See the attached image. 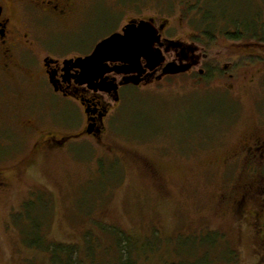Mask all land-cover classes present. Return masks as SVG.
I'll return each instance as SVG.
<instances>
[{
	"label": "rangeland",
	"instance_id": "1",
	"mask_svg": "<svg viewBox=\"0 0 264 264\" xmlns=\"http://www.w3.org/2000/svg\"><path fill=\"white\" fill-rule=\"evenodd\" d=\"M184 1L86 0L80 27L38 39L28 61L41 70L46 56L88 54L129 21L146 20L185 47L187 60L165 47V65L191 69L174 77L159 70L157 80L125 86L119 104L106 97L112 109L100 139L73 138L46 155L21 153L24 134L9 116L7 149L0 150V264H51L48 253L28 245L29 236L84 249L87 232L97 238L101 260L113 243L102 225L155 243L137 264L204 258L200 243L210 236L216 244L204 248L209 264H264L254 215L264 204V40L194 41ZM217 1L233 18L264 25V0ZM37 96L57 136L84 123L76 101L53 91Z\"/></svg>",
	"mask_w": 264,
	"mask_h": 264
},
{
	"label": "flooded vegetation",
	"instance_id": "2",
	"mask_svg": "<svg viewBox=\"0 0 264 264\" xmlns=\"http://www.w3.org/2000/svg\"><path fill=\"white\" fill-rule=\"evenodd\" d=\"M85 1L0 0L1 151L4 149L3 152H5L7 149L9 116L11 118L16 117L18 127L24 134L22 143L25 144L26 151L21 153L28 157L38 154L40 156L46 155L56 149L63 148L73 138L88 137L96 140L103 135L106 129L105 122L112 109L111 103L106 97L112 98L113 96L112 99L115 103H120L121 91L125 86H128L121 85L124 76H119L116 73L106 76L110 81L115 80L119 84V96L117 98L115 93L108 94L98 89L100 82L94 83L93 88H90L89 85H81L79 83L81 71L73 64L68 63V61L78 58H86L94 50L88 54L70 58L55 59L52 56H46L42 60L41 70H37L28 61V55L34 53L38 39L44 37L46 32L56 29L75 30L84 23L88 13ZM134 21H129L124 28ZM124 28L116 29L113 34L123 33ZM160 34L165 44L163 50L168 47V39L163 37L161 31ZM180 50L179 59L187 60L185 47L183 46ZM143 64L145 65V63ZM163 67L157 69L153 76H150L149 72L144 74L141 84L155 80L159 70L163 72ZM51 91L65 99L76 101L84 110L85 121L76 133L57 136L50 129L54 126V122L49 113L47 116L39 113V107H36L38 102L34 101V94L39 96L40 93L44 97L45 93H51ZM260 145L264 148V141ZM2 156L3 153L0 152V157ZM2 164L0 163V190L6 186L5 176L1 169ZM254 215L256 218V212ZM259 242L264 251V237Z\"/></svg>",
	"mask_w": 264,
	"mask_h": 264
},
{
	"label": "trees",
	"instance_id": "3",
	"mask_svg": "<svg viewBox=\"0 0 264 264\" xmlns=\"http://www.w3.org/2000/svg\"><path fill=\"white\" fill-rule=\"evenodd\" d=\"M185 11L186 20L190 26L193 27L196 37L194 41L202 42L206 40L210 43H215L219 38L224 37L229 40H236L239 42L245 41L248 38L253 40H264V33L259 32L264 25L260 21L255 23L252 18L244 17L242 21L232 17L231 12L226 8L224 2L217 0H185L182 2ZM261 34V35H260ZM259 192L262 189L259 188ZM256 197V196H255ZM28 203L24 204V208L28 210ZM30 224L34 227V231H38L34 216L28 217ZM256 220L261 223L257 228V238L260 241L264 237V204H260V208L256 213ZM39 225V224H38ZM99 228L113 239L112 245L104 249V258L99 260L96 254L95 246L96 237L87 232L84 237V249L80 245H72L58 242H50L46 237L34 236L27 238V243L31 248L43 250L50 256L51 264H86L88 259L90 264H137L142 256L155 252L157 247L151 239L140 240L133 235H127L121 229L115 226H99ZM201 250L206 254L204 258L196 261L187 262L173 261L165 262L163 264H209L208 250L215 247L216 239L210 236L201 241ZM260 244V243H259ZM196 246V245H194ZM262 244L259 245L258 250H262ZM187 249V248H186ZM82 250L85 252L83 256ZM181 254V253H180ZM112 256L114 259H107L106 256Z\"/></svg>",
	"mask_w": 264,
	"mask_h": 264
},
{
	"label": "water",
	"instance_id": "4",
	"mask_svg": "<svg viewBox=\"0 0 264 264\" xmlns=\"http://www.w3.org/2000/svg\"><path fill=\"white\" fill-rule=\"evenodd\" d=\"M168 49H182L183 44L167 40ZM162 35L155 25L146 20L134 21L127 25L123 33H116L101 41L93 53L86 58L68 61L81 73L79 83L94 87L100 82L98 89L102 92L119 96V84L110 81L106 76L116 73L124 76L121 85L140 86L143 75L149 72L153 76L157 69L164 66L163 75L175 76L187 73L190 65L166 63L162 51L164 47ZM67 63V65H68ZM145 63V65L143 64ZM106 77V78H105Z\"/></svg>",
	"mask_w": 264,
	"mask_h": 264
}]
</instances>
